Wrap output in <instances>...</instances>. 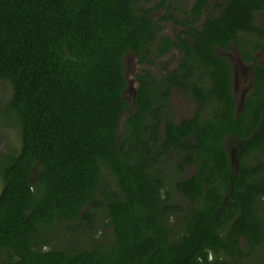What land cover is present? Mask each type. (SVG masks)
Returning <instances> with one entry per match:
<instances>
[{"label":"trees","instance_id":"1","mask_svg":"<svg viewBox=\"0 0 264 264\" xmlns=\"http://www.w3.org/2000/svg\"><path fill=\"white\" fill-rule=\"evenodd\" d=\"M262 10L264 0H0V80L11 86L0 118L21 140L0 155V264H264ZM230 46L252 64L241 111L217 52ZM173 49L175 68L136 74L131 109L126 53L153 64ZM174 87L197 101L190 117L175 118ZM89 206L105 210L109 242L43 248L55 224L76 237Z\"/></svg>","mask_w":264,"mask_h":264},{"label":"rangeland","instance_id":"2","mask_svg":"<svg viewBox=\"0 0 264 264\" xmlns=\"http://www.w3.org/2000/svg\"><path fill=\"white\" fill-rule=\"evenodd\" d=\"M194 0H177V4L190 8ZM219 0H213V2ZM163 10H158L154 12V17L156 19L164 15ZM256 22L260 25H264V10L256 13ZM163 32L168 35H172L177 27L170 22L163 23ZM217 52L220 55L225 56L231 64L233 71V90L237 99V110L241 111L244 105L245 98L247 94L252 90L254 85V76L252 70V64L250 62H245L241 58L239 49L236 46H230L228 49L218 48ZM261 61L263 56L260 51L254 52ZM180 59V53L173 49L166 55L157 57L154 56L155 63L150 64L148 61L142 63L134 52H128L124 56L125 63V75L128 80V85L125 90V97L130 102L131 109L134 108V100L136 97V90L138 86V81L136 74L144 68H150L154 75L161 77L168 69L175 68ZM11 95V86L8 82L0 80V104L7 100ZM172 103L175 109V118L177 120L185 117H190L196 107L197 101L190 98L185 91L180 87H174L172 92ZM126 115H124L123 119ZM122 119V120H123ZM21 146L20 135L17 128L10 127L0 118V155L19 149ZM226 147L232 157V162L235 169H238L239 164V150H238V138L229 136L226 139ZM264 157V154L260 155ZM195 167L191 166L189 168V173H193ZM170 173L175 176L173 169H170ZM106 183L105 187L109 189H117L115 178L112 174L105 170V176L103 178ZM0 191H1V181H0ZM89 211L92 215L91 219L82 215L75 222L79 223L76 232V237L71 235L72 223H58L52 226L49 231V244L44 246V249H49L57 244H71V238H79L78 242L84 247H93L94 245L102 242H109L112 238L113 225L110 223V219L107 217L103 207H93L89 206L85 211ZM81 223V224H80ZM70 227V228H68Z\"/></svg>","mask_w":264,"mask_h":264}]
</instances>
